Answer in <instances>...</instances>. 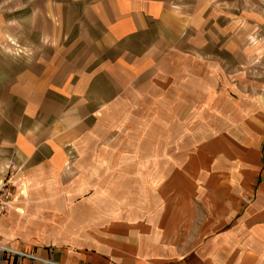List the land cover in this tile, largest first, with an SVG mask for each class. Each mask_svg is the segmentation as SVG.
Returning a JSON list of instances; mask_svg holds the SVG:
<instances>
[{"label": "rangeland", "instance_id": "rangeland-1", "mask_svg": "<svg viewBox=\"0 0 264 264\" xmlns=\"http://www.w3.org/2000/svg\"><path fill=\"white\" fill-rule=\"evenodd\" d=\"M92 1L0 0V143L22 123L63 143L87 127L81 143L157 165L144 191L159 205L170 195L195 203L187 198L201 191H264V0H168L156 16L172 18V53L162 54L169 30L143 34L141 49L110 71L96 70L103 65H92L86 48L88 12L100 11ZM96 95L109 102L93 103ZM4 169L0 180L13 171ZM1 248L19 250L0 244L6 264H58Z\"/></svg>", "mask_w": 264, "mask_h": 264}, {"label": "crops", "instance_id": "crops-1", "mask_svg": "<svg viewBox=\"0 0 264 264\" xmlns=\"http://www.w3.org/2000/svg\"><path fill=\"white\" fill-rule=\"evenodd\" d=\"M93 3L100 11L88 12L85 47L94 52L91 64L103 65L96 70L110 71L120 56L136 54L141 35L150 32L169 30L162 54L172 53V18L156 16L168 0ZM106 97L92 101L107 104ZM23 114L17 119H27ZM21 125L12 142L0 143V172L18 169L16 197L0 217V244L58 264H264V191H201L187 198L195 203H172L177 197L170 195L171 202L159 205L158 194L144 191L158 178L155 163L109 158L104 145L81 143L87 127L63 143ZM31 132L37 139H29Z\"/></svg>", "mask_w": 264, "mask_h": 264}, {"label": "built area", "instance_id": "built-area-1", "mask_svg": "<svg viewBox=\"0 0 264 264\" xmlns=\"http://www.w3.org/2000/svg\"><path fill=\"white\" fill-rule=\"evenodd\" d=\"M18 177H16V171L8 172L5 176L0 180V217L5 215L7 212V208L12 199L16 196V188H17ZM2 251L8 252L12 255H18L23 258H28L32 260H37V258L27 255L25 253L19 251H13L8 248H1ZM40 260V259H39ZM46 262V261H44ZM47 264H52L48 263Z\"/></svg>", "mask_w": 264, "mask_h": 264}]
</instances>
